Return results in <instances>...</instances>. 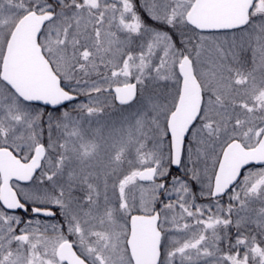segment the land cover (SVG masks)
<instances>
[{"label": "snow or ice", "instance_id": "1", "mask_svg": "<svg viewBox=\"0 0 264 264\" xmlns=\"http://www.w3.org/2000/svg\"><path fill=\"white\" fill-rule=\"evenodd\" d=\"M0 264H264V0H0Z\"/></svg>", "mask_w": 264, "mask_h": 264}, {"label": "rangeland", "instance_id": "2", "mask_svg": "<svg viewBox=\"0 0 264 264\" xmlns=\"http://www.w3.org/2000/svg\"><path fill=\"white\" fill-rule=\"evenodd\" d=\"M84 99H85V98H84V97H82V99H81V100H84ZM224 200L226 201V200H227V197H225V198H224Z\"/></svg>", "mask_w": 264, "mask_h": 264}, {"label": "trees", "instance_id": "3", "mask_svg": "<svg viewBox=\"0 0 264 264\" xmlns=\"http://www.w3.org/2000/svg\"><path fill=\"white\" fill-rule=\"evenodd\" d=\"M80 99H82V97Z\"/></svg>", "mask_w": 264, "mask_h": 264}]
</instances>
